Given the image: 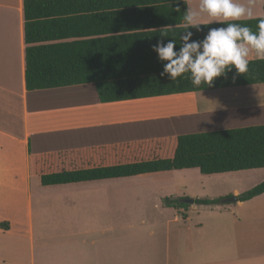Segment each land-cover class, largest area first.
Returning a JSON list of instances; mask_svg holds the SVG:
<instances>
[{
    "label": "crops",
    "instance_id": "crops-1",
    "mask_svg": "<svg viewBox=\"0 0 264 264\" xmlns=\"http://www.w3.org/2000/svg\"><path fill=\"white\" fill-rule=\"evenodd\" d=\"M23 1L0 0V264H264V193L225 202L241 188L211 183L235 184L254 169L191 172L206 183L189 191L173 182L197 168L42 185L32 163L46 152L85 167L170 158L179 135L264 124V83L113 102H100L93 83L28 90ZM263 6L256 0L254 12ZM141 183L156 190L99 194ZM171 194L223 199L156 207ZM142 201L155 212L125 207Z\"/></svg>",
    "mask_w": 264,
    "mask_h": 264
},
{
    "label": "trees",
    "instance_id": "trees-1",
    "mask_svg": "<svg viewBox=\"0 0 264 264\" xmlns=\"http://www.w3.org/2000/svg\"><path fill=\"white\" fill-rule=\"evenodd\" d=\"M179 9V11H177ZM184 0H24L25 84L28 90L93 83L100 102H113L175 93L264 83V60L252 58L248 71L217 77L212 86L194 87L190 80L161 77L166 61L152 46L176 39L180 48ZM264 16V6L263 15ZM257 31V20L238 21ZM195 28L202 40L210 28ZM51 29V30H50ZM168 29V36L162 33ZM61 30V33H60ZM50 33H47L49 32ZM67 42L36 44L40 41ZM33 171L42 185L135 176L172 169L197 168L202 174L264 168V124L182 134L170 158L85 167L70 154L33 155ZM264 193V180L238 195L247 200ZM168 206L185 208L181 200L165 199ZM195 203L217 204L219 198H195ZM185 218L186 214L182 213ZM2 225V223L0 224Z\"/></svg>",
    "mask_w": 264,
    "mask_h": 264
},
{
    "label": "clouds",
    "instance_id": "clouds-1",
    "mask_svg": "<svg viewBox=\"0 0 264 264\" xmlns=\"http://www.w3.org/2000/svg\"><path fill=\"white\" fill-rule=\"evenodd\" d=\"M187 9L183 16V32L179 34L180 48L174 50L177 40L166 43L160 39L152 46L160 61H166L161 77L170 81L190 80L194 87L212 86L214 80L226 76L233 67L236 74H244L252 58L264 60V16L254 12L256 0H199L193 6L184 0ZM264 2V0H261ZM179 11V9H177ZM242 19L257 20V31L238 23ZM218 23L226 26L210 28L202 40H193L202 25ZM168 29L162 37L168 36Z\"/></svg>",
    "mask_w": 264,
    "mask_h": 264
},
{
    "label": "rangeland",
    "instance_id": "rangeland-1",
    "mask_svg": "<svg viewBox=\"0 0 264 264\" xmlns=\"http://www.w3.org/2000/svg\"><path fill=\"white\" fill-rule=\"evenodd\" d=\"M255 14L258 16L261 15V13L257 12V11L255 12ZM254 170L255 171H252L250 173L239 175L235 179L236 181H233L235 184L228 183L229 181H214L213 180V181H211V183H213L212 186H215L217 188L214 190H220L221 188H224L226 186H227L226 188H228L229 186L235 185V186L241 188L242 192H244V191L252 188L256 184L260 183L262 180H264V168H257ZM188 171H189L188 174H183L181 172L177 176L178 179L176 181H174L173 183H178L181 187L185 186V189L187 188L189 191L200 190L202 182L203 183H206V182L200 180V177H197L198 175L194 176L191 174V172H197L198 174H200V172L197 169H189ZM173 183H171V184H173ZM208 183L206 184L207 187H208ZM135 184H137V183H135ZM141 184H143V185L139 186V187H132L133 185H126V187L121 186L122 188H119L118 190L111 191V193H109L110 190L108 191L107 188H104V189L100 190L99 194L101 196H109V197H111V199H113V198H128V197L133 198V195H132L133 193H131V192H135V191L150 192V191L156 190L155 185L151 186V184H147V183H141ZM212 186H210V187H212ZM165 189L168 192L175 191L174 186H171V185H169ZM124 192H126V193H124ZM181 193H185V192L181 190ZM175 195H177V196H175ZM166 198H170L173 200H181L183 198H188V197H186L183 194H171L168 197H163L162 200L159 202V205H156V207L167 208L168 205L166 204V201H165ZM216 198H219L220 200L223 199L221 197H216ZM125 207L128 209V211L133 210V212L134 211H136V212L140 211L142 213H144V212H155V209H154L155 206L153 205V203L149 204L146 201H142L141 203L131 202V204L126 202ZM100 210L102 212V209H100Z\"/></svg>",
    "mask_w": 264,
    "mask_h": 264
},
{
    "label": "water",
    "instance_id": "water-1",
    "mask_svg": "<svg viewBox=\"0 0 264 264\" xmlns=\"http://www.w3.org/2000/svg\"><path fill=\"white\" fill-rule=\"evenodd\" d=\"M237 200H238V196H231V197L226 198L225 202H233V201H237ZM181 202L192 204L194 202V198H191V197L183 198V199H181Z\"/></svg>",
    "mask_w": 264,
    "mask_h": 264
}]
</instances>
